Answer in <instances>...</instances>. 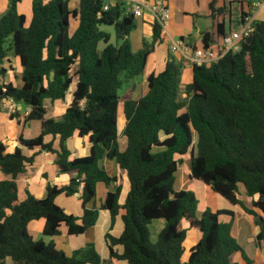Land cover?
Segmentation results:
<instances>
[{
  "label": "trees",
  "instance_id": "obj_1",
  "mask_svg": "<svg viewBox=\"0 0 264 264\" xmlns=\"http://www.w3.org/2000/svg\"><path fill=\"white\" fill-rule=\"evenodd\" d=\"M21 2L10 0L0 16V66L14 57L23 68L21 87L6 83L7 69L0 68V114L4 100L24 104L30 108L26 123L40 121L42 131L32 139L20 137L22 147L13 153L0 143V171L6 177L0 181V264H239L238 256L253 264L232 234V224L220 221L223 214L235 213L207 209L198 217L196 194L175 191L174 184L184 156L190 155L189 177L253 215L259 228L257 244L264 249V21L256 20L240 52L210 66H194L193 81L185 87L183 63L170 55L165 70L150 74L147 93L135 100L137 83L132 81L144 74L156 45L163 41L159 22L153 24L152 38L144 39L142 49L134 52L130 35L137 27L136 17L118 0H80L78 10L70 8L71 0H33L29 25L19 12ZM209 8L215 21L231 13L228 6H218V0H210ZM77 18L79 26L71 34V20ZM229 24L217 22L218 34L229 31ZM104 26L115 28L117 45L110 43L112 36ZM201 38L204 47L215 42L209 31ZM126 83L130 90L121 96ZM71 93L73 100L61 119L48 118L45 101H66ZM121 115L126 121L122 132ZM75 134L89 137L88 156L72 158L67 142ZM48 135L60 140V150L45 142ZM23 148L39 150L28 157ZM43 152L56 156L59 173L70 175V182L48 185L42 199L27 192L21 201L18 176ZM105 158L115 163L120 176L109 174L102 164ZM123 178L130 190L120 203ZM100 183L117 186L99 207L88 209ZM238 185L248 197L258 196L253 206L263 216L239 199ZM79 193L81 217L56 203L61 194ZM100 210L110 212L112 223L118 216L124 223L119 238L106 235L107 259L93 243L68 256L53 240H35L29 231L32 222L43 219L48 238L59 235L62 225L70 235H83L96 225ZM156 220H163L164 227L152 242L149 225ZM185 223L202 234L187 261ZM116 246H122L123 253L115 251Z\"/></svg>",
  "mask_w": 264,
  "mask_h": 264
},
{
  "label": "crops",
  "instance_id": "obj_2",
  "mask_svg": "<svg viewBox=\"0 0 264 264\" xmlns=\"http://www.w3.org/2000/svg\"><path fill=\"white\" fill-rule=\"evenodd\" d=\"M118 1L120 3H124L127 10L130 11L131 4L134 2H142L149 6L157 2L158 0H118ZM163 1H165L168 4L171 10V19L168 25L166 26V28H164L162 43L156 45L154 53L150 56L148 60L146 70L143 74L144 78L142 79V82L137 83L136 85V90L133 94V98L135 100H138L147 93L148 76L150 74L158 75L159 73L165 70L170 55L173 54L178 61H181V56L179 54L173 53L171 50L174 40H178L184 37L190 43H193L196 46L200 47L203 45L201 38L202 33L206 31L213 33L215 36V40H219L221 35L218 34L217 22L224 21L228 24L230 23L229 25H232V27H235L238 18L235 19L233 10L237 9L238 11L241 12L242 5L245 4H241L239 2L241 1L246 2V0H218V6L228 5L230 7L231 13H228L226 17H221L219 21H215L210 17L211 14L209 8L210 0H163ZM9 2L10 0L8 1L5 0L4 2L1 3L0 16L7 12ZM79 6H80V0H71L70 8L72 10H78ZM32 8H33V0H22V2L19 4L18 7L19 12L26 16L27 25L30 24L33 17ZM260 12L256 13V20ZM231 16H232V22L230 20ZM202 18L208 20L204 22L205 24L207 22L210 23V25L208 26H203L204 27L203 31L197 28L199 20H202ZM211 19L213 20V22H211ZM136 22H137V27L131 33L130 40L133 47L135 40L137 46L136 50H140L143 47L144 39L150 40L152 38L153 24L155 22V19L152 13L147 8H145L144 15L142 17H136ZM78 26H79L78 18L72 19L70 26V33L73 34L75 30L78 28ZM232 27L230 26V28ZM169 42H171V44H169ZM0 68L7 69V74L5 77L6 83H13L16 87H21L23 85V81L21 78L23 68L21 66V62L19 58L11 57L4 60ZM12 77H14L15 79H12ZM182 81H183V87H185L187 84L193 81L192 67H186L183 69ZM75 88H76V82H74V84L72 85V92L75 90ZM72 100H73L72 93L68 96L66 101L51 102L50 99H47L45 101V105L47 107V117L60 120L62 115L67 110V108L70 106ZM2 108H3V112L0 114V143L5 144L8 153H13L17 147H22L19 142L20 137H23L24 139L28 140L40 135L42 131V124L40 121L35 120L29 123H26L25 121L26 117L30 113L29 107L25 106L24 104L14 103V101L9 99L3 101ZM121 117H123L122 119L125 120L124 116L121 115L119 119V124L120 121L122 120ZM124 122L125 123L122 126V131L126 124V121ZM195 138L197 139L196 135ZM45 142L46 143L53 142L54 148L56 150H60L59 139H54L53 136L48 135L45 137ZM67 146L72 152V158L85 157L90 154L91 143L89 141V137L82 138L78 134H75L72 138L68 140ZM38 150L39 149L32 151L27 148H23L24 154L27 155L28 157L33 156L34 153ZM55 158L56 156L49 152L37 153V155H35L34 158V163L28 165L26 167V170L18 176L17 179L18 196L21 201L27 198V192H30L35 197L42 199L45 198L47 195L48 185L64 186L69 184L71 178L70 175L59 173V168L55 164ZM102 164L106 167V170L109 172L111 176L121 175L120 171L116 168V165L113 161H110L105 158L102 161ZM189 171H190V166H189V170L187 171V174L182 173L181 175L180 178L181 189H185L187 186L192 185V189L194 190V192L197 193V195L200 194L203 197L206 196L210 200H212V198L217 200V197L219 196L221 199L226 201L220 195L217 194L218 195L217 196L216 194H214L212 190H210L212 189L210 186H207L206 184L198 180H192L189 177ZM4 179H6V177L0 171V181ZM121 182L123 183V190L120 197V203H124L127 199L130 190V183L125 178H123ZM116 186H117L116 183H112L109 187L106 186L104 183H100L98 185L97 198L94 203L92 202L88 204L87 206L88 209H93L95 206L99 207L104 202L107 193L109 191H113L116 188ZM80 189H82V186L80 187ZM243 191L245 193L244 188ZM239 199L245 204V206L248 209L253 210V212L257 214V216H263L261 211L253 206V202L258 200V196L248 197L246 193L245 195H242L240 193ZM56 203L61 208H63L65 212H67L68 214L81 217L84 213L82 207V201L80 199V193L70 197L66 196L65 194H61L56 198ZM227 205H226V209L224 210L233 211L235 215L231 216L228 214H224L220 217V221L223 223H231L232 234L238 240L240 245L242 246L243 242L245 241L247 242V245L250 249L252 250L257 249L258 252H256V257L258 258V260H260V262L264 264V249L260 248L257 244V236L259 234V228L255 223V217L251 214H248L240 205H232L229 202L227 203ZM207 209L210 210L212 209L210 202L208 200L206 202L202 201L200 208H198V212L199 214H202ZM241 213L243 214L240 217ZM243 215H245L248 219L245 225L244 223H241L240 220L238 222V219H242ZM184 227L188 228L189 225L185 223ZM44 228H45V221L41 219L32 222L29 226V231L35 240H44L47 242L53 240V242L56 245V248L58 250H62L68 256H71L76 250L83 248L84 246H86V244L93 243L96 247V250L102 257V259H107L110 257V248L108 241L106 239V235L110 233L115 238H119L124 231V223L120 216L116 217L114 223H112V217L110 212L107 210H100L96 225L90 228L83 235H79V236L70 235L67 226L62 225L60 228L59 235L53 238H48L44 235ZM191 232L195 234V238H193L192 240L186 238L184 242L186 251L183 256V261L188 260L191 249L202 238V234L199 231V229H192ZM123 250L124 249L122 246L115 247V251H117L119 254L123 253ZM237 261L239 262V264H244V263L246 264V262L243 260L241 256L237 257ZM8 264H12V262L8 261ZM118 264H128V263L124 261Z\"/></svg>",
  "mask_w": 264,
  "mask_h": 264
},
{
  "label": "built area",
  "instance_id": "obj_3",
  "mask_svg": "<svg viewBox=\"0 0 264 264\" xmlns=\"http://www.w3.org/2000/svg\"><path fill=\"white\" fill-rule=\"evenodd\" d=\"M145 8L152 13L155 21L159 22L163 28H166L171 19V10L165 1L158 0L149 6L142 2H134L131 4L130 12L135 17H142ZM108 9L109 5L106 4L104 10ZM243 9L245 14H240L236 26L230 28L227 33L221 35L220 39L215 40L214 44L209 47H204L203 45L200 47L195 45L193 47L192 43L182 38L174 40L171 50L181 56L183 67L210 66L219 62L229 53L240 52L242 41L249 37L254 30L256 13L264 10V0L252 1L251 5L248 3V8L246 4L243 5Z\"/></svg>",
  "mask_w": 264,
  "mask_h": 264
},
{
  "label": "rangeland",
  "instance_id": "obj_4",
  "mask_svg": "<svg viewBox=\"0 0 264 264\" xmlns=\"http://www.w3.org/2000/svg\"><path fill=\"white\" fill-rule=\"evenodd\" d=\"M5 0H0V5H1V3L2 2H4ZM6 1H8V0H6ZM252 1H254V0H252ZM245 4H246V6H247V8H248V1L246 0V2H245ZM228 6V5H227ZM229 7V6H228ZM230 8V7H229ZM241 10V9H240ZM233 14L235 15V19L236 18H238L239 16H240V14H241V12L240 11H238L237 9H234L233 10ZM257 20H260V21H264V10L263 11H261L260 12V14H259V16H258V18H257ZM138 21V20H137ZM205 21H208L207 19H203L202 18V20H199V23H198V26H197V28L198 29H200V30H202L203 31V29H204V27L203 26H208V25H210V23L209 22H207L206 24L204 23ZM211 22H213V20L211 19ZM74 24V23H73ZM212 24V23H211ZM102 29L104 30V31H106V32H108V33H110L111 34V36H112V38H111V41H110V43L111 44H113V45H117V39H116V32H115V28L113 27V26H111V27H108V26H104V27H102ZM194 32V31H193ZM169 44H171V42H169ZM103 47H104V44L102 43L101 45H100V49H103ZM132 48H133V51L134 52H138L139 50H136L137 49V46H136V42H135V40H134V47H133V45H132ZM173 55V54H172ZM174 56V55H173ZM11 76H13V75H11ZM10 76V77H11ZM144 77H143V75H141L140 77H138L136 80H134V81H132V83H141L142 82V79H143ZM12 79H15L14 77H12ZM14 82H15V80H14ZM132 86V85H131ZM128 90H130V84H128V83H126V85H124V87L120 90V95L121 96H123V94H125ZM123 117H121V119H122ZM125 120H121L120 121V125H119V129H120V131H122V126H123V124L125 123L124 122ZM120 142L122 143V144H125V139H121L120 140ZM190 159H191V157H190V155H187V156H184V158H183V162H182V164L179 166V172H178V174H177V176H176V180H175V184H174V190L175 191H180V190H191V191H193L194 192V190L192 189V185H189V186H187L185 189H181L180 188V186H181V183H180V181H181V175H182V173L183 174H187V171L189 170V166H190ZM238 188H239V193H241L242 195H245V193H244V191H243V188H242V185H238ZM210 190H212V189H210ZM212 192L214 193V194H218V193H216L215 191H213L212 190ZM195 194H196V197H197V199H198V208H200V206H201V203H202V201H204V202H206L207 200L210 202V205H211V211H213V212H216V211H219V210H224V209H226V205H227V201H224L223 199H221L218 195V197H217V200L216 199H214V198H212V200H210L208 197H203V196H201L200 194H198L197 195V193L196 192H194ZM99 197V196H98ZM218 198H219V200H218ZM202 201H201V200ZM221 200V201H220ZM220 202V203H219ZM223 202V203H222ZM227 202V203H226ZM226 204V205H225ZM228 206V205H227ZM242 214L243 213H241L240 214V217L242 216ZM197 215H198V217H200L202 214H199V212H197ZM224 215V214H223ZM245 215H243V217H242V219H238V222H239V220L241 221V223H244V225L246 224V222L248 221V219H247V217L245 216ZM163 227H164V221L163 220H156V221H154L152 224H150L149 225V228H150V233H151V235H150V238H151V241L152 242H156L157 241V238H158V234L160 233V231L163 229ZM188 229V231H187V239H189V240H192L193 238H195V234L194 233H192L191 232V230L192 229H195V228H190V227H188L187 228ZM243 250H245L244 252L250 257V259L253 261V264H263L262 262H260V260H258V258L256 257V252H258V250L257 249H250L249 247H248V245H247V242H243ZM245 264V263H244Z\"/></svg>",
  "mask_w": 264,
  "mask_h": 264
}]
</instances>
